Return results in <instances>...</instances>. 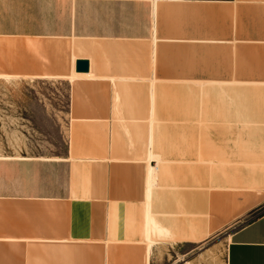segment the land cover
Segmentation results:
<instances>
[{"label":"rangeland","instance_id":"obj_1","mask_svg":"<svg viewBox=\"0 0 264 264\" xmlns=\"http://www.w3.org/2000/svg\"><path fill=\"white\" fill-rule=\"evenodd\" d=\"M53 1L0 0V158L105 161L130 150L138 156L111 162L109 183L139 204L83 206L81 241L56 236L55 215L48 225L3 214L4 228L41 224L50 236L0 237V264H224L229 235L264 213V35L250 45L256 31L236 23L233 9L218 16V31L207 15L203 23L200 4L81 0L73 36L48 37L59 15ZM139 14L150 29L137 30ZM73 39L96 42L71 66ZM81 58L91 76L73 79ZM70 97L80 107L70 114L113 100L125 119L74 120ZM83 164V197L100 194L103 170ZM90 226L106 236H89Z\"/></svg>","mask_w":264,"mask_h":264},{"label":"crops","instance_id":"obj_2","mask_svg":"<svg viewBox=\"0 0 264 264\" xmlns=\"http://www.w3.org/2000/svg\"><path fill=\"white\" fill-rule=\"evenodd\" d=\"M168 1L176 2V0ZM178 2L184 5V8L193 7L194 4H200L203 14V23H206L205 16L207 15V20L210 24L209 28L217 29L218 31L225 29V25L221 23V21H224L218 18V16L220 17V15H224V13L233 9L236 23L240 22L242 24L243 22H248L251 35H254L252 33L253 30L256 31L255 36L250 37V45L259 43V40L264 35V0H178ZM81 5V0L53 1L51 4L52 10L54 11V8H56L59 15L56 23L52 25V27H49L50 33L47 36L59 38H69L73 36L74 24L76 25L75 14L80 12ZM140 13L142 14V7ZM155 14L156 7L154 8L153 21H155L156 18ZM246 14L249 15L248 19L245 18ZM72 15L73 20H71ZM215 15L217 19H215ZM136 24L137 30L139 31H142V29L146 30V25L150 29L151 25L150 22H145V17H142L140 14L139 22ZM142 25H144V28ZM236 28L238 27L236 26ZM117 29L121 30L122 34H129L133 27L130 26L129 22H122ZM73 41V43L70 44L72 48L71 66L72 58L81 55L80 53H83L85 49L84 46L87 45L91 47L93 43L96 42L93 40L80 41L75 39H73ZM241 42L242 41H240V43ZM215 43L225 44L226 41H217ZM203 44L206 43L203 42ZM82 59L87 60V58ZM109 77H111V75H109ZM75 80L79 81L85 79ZM78 88H82L80 84L74 86V89L71 88L70 93H77ZM112 89L113 87L109 86V94H111ZM75 101L76 100H74V102ZM109 101L108 105L100 103L101 106L99 103H96L99 104L98 106L89 103L87 107L81 108L86 110L84 113L78 114L74 112L70 114L72 109H74V111L80 109V107L75 106L76 103H74V106L72 105L70 97L68 101L69 115H71V117L73 116L75 118L74 120L91 121V124L95 125L113 124L114 122L122 123L123 120L121 119L125 118H122L120 115V107L117 106L115 101ZM126 119L128 120V118ZM153 155L159 156L158 154ZM136 156L138 155H135V153L130 150H125L121 155L109 153V156L107 155L108 159L105 161H69L67 156L53 159L42 157L0 158V237L8 236L18 238V236L23 233L27 234V236L37 238L44 236L49 237L50 234L47 231L48 229L46 230L47 232L44 233L41 224L36 228H31L25 225H19L17 222L15 227L10 225L9 227L11 228H9L6 225V228H4L2 219L3 214H10L12 216L15 213H26L46 217L49 225L51 220L50 214H52L57 216L59 233L56 232V236H62L64 239L68 238L72 241H81L83 236L81 225L83 206H97L98 203L104 204L103 206H107L108 204H139L137 198H128L124 195L116 196L114 190L117 188L109 183V173L113 168L111 162L124 164L128 161V158H134ZM111 158H113V160H109ZM82 162H86V164H83V167L88 166L91 169L96 166L95 168L103 170L105 180L103 182V191L100 194H98L97 188L95 193L93 192L83 197L81 184L79 185L77 183L78 180L76 178V168H81ZM151 170H149L150 175L148 176V180L152 175ZM78 173H81L80 169ZM148 180L147 185L150 186ZM152 186L148 188L150 189ZM149 196L147 198V229L150 227ZM252 204L253 203H250L249 206ZM34 218L35 217H32V220L35 222ZM36 221L39 222V220ZM92 224H94V222H92ZM60 231L62 232L61 234ZM88 234L89 236L96 237L103 235L105 237L106 231L104 228H98V226H90ZM224 264H264V213L229 235L225 245Z\"/></svg>","mask_w":264,"mask_h":264},{"label":"bare ground","instance_id":"obj_3","mask_svg":"<svg viewBox=\"0 0 264 264\" xmlns=\"http://www.w3.org/2000/svg\"><path fill=\"white\" fill-rule=\"evenodd\" d=\"M87 72L86 73H76V74L72 75V78L74 79V78H80V77L81 78H88V77H90L91 75L89 74L90 73V71H89V61H88V71ZM151 171H152V175H151V177H149L150 179L148 180L149 183H150V186L154 185V182H155V180H154L155 179V168H153ZM150 186H148V187H150ZM251 203H254V202H251Z\"/></svg>","mask_w":264,"mask_h":264},{"label":"water","instance_id":"obj_4","mask_svg":"<svg viewBox=\"0 0 264 264\" xmlns=\"http://www.w3.org/2000/svg\"><path fill=\"white\" fill-rule=\"evenodd\" d=\"M74 71L76 73H86L88 71V61L83 59L75 60Z\"/></svg>","mask_w":264,"mask_h":264}]
</instances>
